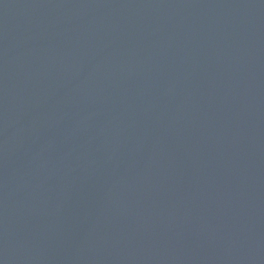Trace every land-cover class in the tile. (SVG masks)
I'll list each match as a JSON object with an SVG mask.
<instances>
[{
  "label": "water",
  "instance_id": "1",
  "mask_svg": "<svg viewBox=\"0 0 264 264\" xmlns=\"http://www.w3.org/2000/svg\"><path fill=\"white\" fill-rule=\"evenodd\" d=\"M0 264H264V0H0Z\"/></svg>",
  "mask_w": 264,
  "mask_h": 264
}]
</instances>
